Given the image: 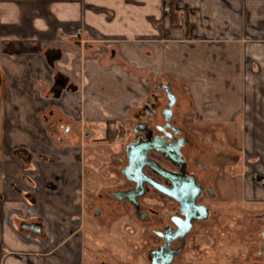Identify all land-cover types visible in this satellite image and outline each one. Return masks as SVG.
Instances as JSON below:
<instances>
[{"label": "crops", "instance_id": "crops-1", "mask_svg": "<svg viewBox=\"0 0 264 264\" xmlns=\"http://www.w3.org/2000/svg\"><path fill=\"white\" fill-rule=\"evenodd\" d=\"M171 10L178 27L171 25ZM139 34L150 45L151 72L158 78L153 88L166 84L176 96L178 121L185 109L163 79L166 74L188 84L200 125L232 142L226 170L217 158L208 169L199 141L185 127L196 144L187 155L190 170L210 179L215 197L216 182L226 173L238 182L235 193L243 202L264 204V0H0V108H8L0 116V139L17 144L0 147V264L88 263L84 144H69L70 127L60 125L58 137L52 126L83 117L121 124L138 95L118 66L89 63L82 82L75 81L68 66L72 52L62 53L58 45L136 42ZM75 86L87 93L85 103L65 98ZM16 92L23 96L17 102ZM37 100L46 105H35ZM150 104L135 115V123ZM151 116L158 120V111Z\"/></svg>", "mask_w": 264, "mask_h": 264}, {"label": "rangeland", "instance_id": "rangeland-1", "mask_svg": "<svg viewBox=\"0 0 264 264\" xmlns=\"http://www.w3.org/2000/svg\"><path fill=\"white\" fill-rule=\"evenodd\" d=\"M141 24L146 25V22L142 20ZM99 41L101 42L87 39L83 45L59 44L58 48L62 53H67L69 50L72 52V55L69 54L68 66L71 70L74 68L73 77L77 82H82L85 78L83 73L86 69L88 71L89 63L91 66L100 65L104 69L118 66L122 75H128V79L125 78L126 85L133 88L138 98L136 97L137 100L131 99L132 103L137 106L129 116H125V121L119 123L124 128L122 139H118L111 145L101 141L105 137L104 124L109 122L108 118H103L98 122L92 120V117L89 121H85L84 117L75 121L71 118H68L69 120L59 119L60 123H55L52 128L56 136L62 137L60 125L64 128L68 126L74 133V139L69 144L74 142L84 144L80 145L84 146L80 148V151L83 150L81 153H83L87 170L85 178L88 191L84 194L86 214L84 225L87 234L83 244L87 260H89L87 264H149L147 250L150 246L148 243L151 237L150 226L136 220L131 214V207L126 203H121L119 206L115 199L110 197L109 191L120 188L118 159L123 157L129 130L136 120L135 115L141 111L143 105L152 103L155 95L158 94L153 90V84L158 78L154 77L151 72L153 63L149 60L150 45L147 42V36L139 34L136 42L130 40L119 43ZM120 48L125 51L126 57L121 54ZM64 63L60 61L58 65L64 68L66 65ZM174 64L171 63V66ZM164 76L163 79L170 82L174 93L179 96L185 109V115L180 116L179 123H186L188 120L185 127L199 141L202 158L208 162L207 168H215L214 159L217 158V161L221 163L219 167H223L225 171L227 159L231 158L229 160L232 161L231 140L215 128L200 125L198 118H195L190 108L187 83L179 82L171 74ZM134 84H138V87ZM14 94L15 96L12 97L15 98V102L23 97L20 92ZM84 94L87 93L75 86L74 91L66 92L65 98L71 95L73 103L79 104L81 100L85 103ZM126 101L129 103V97ZM35 105L46 104L37 100ZM51 105L49 102L48 107ZM6 109L8 110V108H0V116L5 114L3 111ZM39 109L40 107L37 106L36 111ZM12 115H17V113ZM27 142H21L20 145L26 146ZM16 145L13 141L10 143L9 140L0 139V147L9 148ZM234 153V161L241 159L237 150ZM212 171L215 172V170ZM218 180L216 182L217 191L221 196L216 195L214 200L206 201L211 216L198 233L197 252L192 250L193 253H186L184 261L180 264H264V218L261 217L264 215V204L247 200L243 202L240 195L236 196L235 193L238 182L228 179L226 173L220 175ZM146 203L145 206H147ZM98 210L100 213L94 216V212Z\"/></svg>", "mask_w": 264, "mask_h": 264}, {"label": "flooded vegetation", "instance_id": "flooded-vegetation-1", "mask_svg": "<svg viewBox=\"0 0 264 264\" xmlns=\"http://www.w3.org/2000/svg\"><path fill=\"white\" fill-rule=\"evenodd\" d=\"M154 89L158 98L130 128L123 157L118 159L120 188L109 195L119 206H130L133 217L150 226L149 264H180L186 253L197 252L198 233L211 216L206 201L214 200L215 194L210 179L190 170L187 155L196 144L178 121L176 96L166 84ZM157 111L156 121L151 115Z\"/></svg>", "mask_w": 264, "mask_h": 264}, {"label": "trees", "instance_id": "trees-1", "mask_svg": "<svg viewBox=\"0 0 264 264\" xmlns=\"http://www.w3.org/2000/svg\"><path fill=\"white\" fill-rule=\"evenodd\" d=\"M171 16V25L172 27H178L179 26V20L177 15L171 10L170 11ZM105 137L102 140V142H105L106 144H112L117 139L121 138L123 136L124 128L121 125H115L114 123H105Z\"/></svg>", "mask_w": 264, "mask_h": 264}]
</instances>
